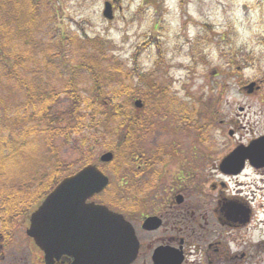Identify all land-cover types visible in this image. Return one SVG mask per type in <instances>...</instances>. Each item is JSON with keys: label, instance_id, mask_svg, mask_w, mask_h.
<instances>
[{"label": "flooded vegetation", "instance_id": "obj_1", "mask_svg": "<svg viewBox=\"0 0 264 264\" xmlns=\"http://www.w3.org/2000/svg\"><path fill=\"white\" fill-rule=\"evenodd\" d=\"M234 73L229 78L240 80L236 94L246 105L236 102L231 118H223L218 97L193 108L153 106L155 115L165 108L176 129L158 134L154 115L138 130L135 150L123 153L120 177L98 165L110 178L108 190L120 193L104 191L86 203L118 214L131 241L126 235L113 247L105 215L76 217L71 239L49 262L28 236V215L29 258L21 264H250V233L264 224V204L253 193L264 190V71L245 82ZM251 244L264 253V240Z\"/></svg>", "mask_w": 264, "mask_h": 264}, {"label": "trees", "instance_id": "obj_2", "mask_svg": "<svg viewBox=\"0 0 264 264\" xmlns=\"http://www.w3.org/2000/svg\"><path fill=\"white\" fill-rule=\"evenodd\" d=\"M111 44L84 29L82 34L64 30L51 0H0V261L30 212L64 178L96 161L99 147L116 154L110 166L118 178L123 153L135 150L138 130L147 128L146 121L155 115L152 107L189 106L153 83L151 73L141 71L136 55L140 50L129 68L113 54ZM82 74L90 80L89 88ZM63 94L70 108L59 119L53 111ZM16 95L23 102L9 115L5 106ZM138 99L145 104L143 112L134 107ZM18 130L19 137L27 139H11L9 147L5 134L17 137ZM31 137L46 141L52 153L56 140L63 139L81 158L71 164L57 160L51 170L38 171V160L27 154ZM23 160L31 164L30 171H15ZM108 193L113 198L119 192Z\"/></svg>", "mask_w": 264, "mask_h": 264}, {"label": "rangeland", "instance_id": "obj_3", "mask_svg": "<svg viewBox=\"0 0 264 264\" xmlns=\"http://www.w3.org/2000/svg\"><path fill=\"white\" fill-rule=\"evenodd\" d=\"M51 1L58 11V24L64 30L82 34L84 29L91 35L104 36L112 42L113 54L129 68L134 67L133 54L140 50L136 55L141 71L151 73L153 83L188 102L191 108L199 106L202 99L212 103L218 97L224 103L220 106L223 118H231L237 109L236 102L246 105V99L236 94L238 77L234 80L229 77L242 72L245 82L264 71V0H118L113 21L102 15L104 3L113 0ZM247 54L262 58L249 63L243 56ZM82 78L83 85L89 88L91 82L86 74ZM22 102L20 95L13 96L12 104L5 106L8 114L14 115ZM68 108L70 101L63 94L53 113L62 119ZM167 112L162 108L154 117L158 134L176 129ZM16 133L17 137L5 134L9 147L13 146L11 139L17 142L27 139L23 134L19 137V130ZM194 138L192 132L190 141ZM29 140L27 154L38 160V171L51 170L57 160L71 164L81 158V152L63 139L56 140L53 153L46 141L37 142L35 137ZM104 150L105 146L99 147L95 156L99 157ZM29 166L23 160L14 170L29 172ZM253 193L258 205L264 204V190L256 189ZM259 240H264V224L250 233V264H264V253L252 249L251 243ZM27 248L25 228L21 227L6 247L0 264L26 262L23 259L29 258Z\"/></svg>", "mask_w": 264, "mask_h": 264}, {"label": "water", "instance_id": "obj_4", "mask_svg": "<svg viewBox=\"0 0 264 264\" xmlns=\"http://www.w3.org/2000/svg\"><path fill=\"white\" fill-rule=\"evenodd\" d=\"M103 16L109 21L114 19L113 4L108 1L104 5ZM254 86L253 84L247 88ZM136 108L142 109L143 103L137 100ZM237 157V155H236ZM114 156L106 153L101 157L102 162H111ZM109 179L97 168L89 165L77 174L65 178L41 203L38 209L31 215V225L27 231L28 236L45 251L46 259L52 262L62 252L59 249L63 242L71 239V223L76 217H95L105 215L109 222V231L113 247L121 248V240L127 235L126 241H131V231L127 230L121 217L110 212L105 207L94 204H86V201L96 194L103 192L108 186ZM103 210L104 213H101ZM122 250L119 254H122ZM134 256V254H133ZM133 256L131 259H133ZM119 262L118 264H128Z\"/></svg>", "mask_w": 264, "mask_h": 264}]
</instances>
